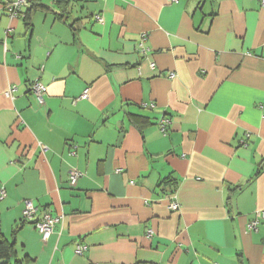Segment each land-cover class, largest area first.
Returning a JSON list of instances; mask_svg holds the SVG:
<instances>
[{"label":"crops","instance_id":"crops-1","mask_svg":"<svg viewBox=\"0 0 264 264\" xmlns=\"http://www.w3.org/2000/svg\"><path fill=\"white\" fill-rule=\"evenodd\" d=\"M10 1L0 0L6 264H264V219L248 228L264 211L259 1L60 0L30 13V28L27 9L8 17ZM25 199L35 220L59 217L46 241L22 219Z\"/></svg>","mask_w":264,"mask_h":264},{"label":"built area","instance_id":"built-area-1","mask_svg":"<svg viewBox=\"0 0 264 264\" xmlns=\"http://www.w3.org/2000/svg\"><path fill=\"white\" fill-rule=\"evenodd\" d=\"M52 3H56L60 0H49ZM170 3H177L178 0H167ZM261 7H264V0H258ZM31 0H13L10 2H7L4 5V11L8 15L10 19L17 18L21 13L26 10L30 6ZM95 19L98 22H101V18L99 16H96ZM139 49L141 53H145L146 49L144 48L143 44H139ZM264 50V45H263ZM153 66V65H152ZM173 74H170V77H172ZM15 88L10 87L6 95L9 97L11 96L12 92H14ZM30 91L32 95L35 97L38 105L44 104V97L46 94V87L40 83L39 81H34L31 83ZM85 97V93L82 95ZM263 114H264V107L261 108ZM169 124V120L162 119L159 121V129L162 133L165 131V126ZM43 152L46 151L44 147L41 149ZM73 154V153H72ZM81 176V173H79L76 170H72L69 173L68 183L70 187H74L76 184L77 179ZM5 197V191L3 189L0 190V200H2ZM170 209L176 211L178 210V206L175 203H172L170 205ZM37 212V208L34 206L31 200L25 199L23 200V210H22V219L24 221H31L33 222V226L37 233L41 236L42 241H46L49 236L51 235L54 226L59 223V217H53L49 215L48 213H44L40 219H34L35 214ZM264 219V211H257L255 212L254 220H252L248 224V228L251 231H256L257 226L259 223ZM87 249V246L84 244H77L75 248V254L80 255L82 252H84Z\"/></svg>","mask_w":264,"mask_h":264},{"label":"trees","instance_id":"trees-1","mask_svg":"<svg viewBox=\"0 0 264 264\" xmlns=\"http://www.w3.org/2000/svg\"><path fill=\"white\" fill-rule=\"evenodd\" d=\"M40 1L41 0H31L30 6L27 8L28 12L26 14V26L28 28L31 27V24L29 22L30 13L39 9L50 10L49 7H47ZM58 17L62 18L63 16L60 15ZM12 257H14L13 245L8 243L6 240H0V264H6V262H8ZM14 264H22V261L15 260Z\"/></svg>","mask_w":264,"mask_h":264},{"label":"rangeland","instance_id":"rangeland-1","mask_svg":"<svg viewBox=\"0 0 264 264\" xmlns=\"http://www.w3.org/2000/svg\"><path fill=\"white\" fill-rule=\"evenodd\" d=\"M43 3H44V5H48V6H51L52 5V2L49 1V0H43Z\"/></svg>","mask_w":264,"mask_h":264}]
</instances>
